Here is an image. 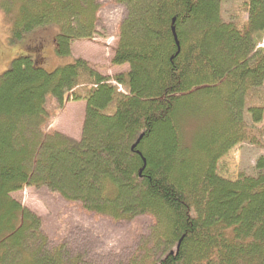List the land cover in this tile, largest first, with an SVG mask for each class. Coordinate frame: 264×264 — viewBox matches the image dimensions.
<instances>
[{
  "label": "trees",
  "instance_id": "trees-1",
  "mask_svg": "<svg viewBox=\"0 0 264 264\" xmlns=\"http://www.w3.org/2000/svg\"><path fill=\"white\" fill-rule=\"evenodd\" d=\"M100 1L0 10L11 43L51 28L68 58L95 34ZM225 1L115 0L126 13L109 62L128 69L113 77L81 58L46 71L15 54L0 75V264H86L12 198L30 186L114 222L150 217L118 264H264V155L234 180L216 170L240 143L264 148V0L227 14ZM47 96L57 109L84 102L78 139L47 131Z\"/></svg>",
  "mask_w": 264,
  "mask_h": 264
},
{
  "label": "rangeland",
  "instance_id": "rangeland-1",
  "mask_svg": "<svg viewBox=\"0 0 264 264\" xmlns=\"http://www.w3.org/2000/svg\"><path fill=\"white\" fill-rule=\"evenodd\" d=\"M241 2L243 0H226L221 13L227 14L232 3L234 6ZM125 13L124 6L118 5L115 0H101L95 34L90 39L73 41L70 56L61 58L54 53L56 31L51 28L11 43L9 22L0 10V75L9 68L15 54L25 49L46 71L81 58L101 75L113 77L116 73L125 72L127 65L113 67L109 62L116 42L117 26L125 18ZM45 107L48 112L47 131L55 130L70 138H79L85 109L83 101H66L57 109L55 102L48 97ZM263 155L264 148L240 143L219 161L216 170L225 179L234 180L239 175L251 174L255 161ZM12 198L40 217L42 230L51 244H65L72 254H83L86 264L120 263L136 248L140 239L147 236L152 222L145 215L128 222H114L86 213L79 204L67 202L44 187H25Z\"/></svg>",
  "mask_w": 264,
  "mask_h": 264
},
{
  "label": "water",
  "instance_id": "water-1",
  "mask_svg": "<svg viewBox=\"0 0 264 264\" xmlns=\"http://www.w3.org/2000/svg\"><path fill=\"white\" fill-rule=\"evenodd\" d=\"M175 40H176V38H175Z\"/></svg>",
  "mask_w": 264,
  "mask_h": 264
}]
</instances>
